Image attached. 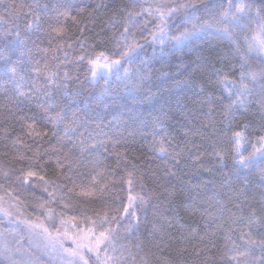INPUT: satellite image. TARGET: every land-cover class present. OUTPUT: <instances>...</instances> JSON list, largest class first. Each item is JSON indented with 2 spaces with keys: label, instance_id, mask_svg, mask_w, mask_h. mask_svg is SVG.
I'll return each instance as SVG.
<instances>
[{
  "label": "trees",
  "instance_id": "trees-1",
  "mask_svg": "<svg viewBox=\"0 0 264 264\" xmlns=\"http://www.w3.org/2000/svg\"><path fill=\"white\" fill-rule=\"evenodd\" d=\"M241 2L251 5L252 12L250 16L240 20L239 26L222 19V11L235 12L236 5ZM132 3H135L136 10H140L141 5L147 7L154 4H194L195 7L181 10L171 17L168 36H179L186 29L191 31L193 24L199 26L205 21L218 23L220 27H229L233 39L240 44L241 52L238 53L232 40L215 27L195 31L189 40L179 47H174L175 42L171 40H166L164 45H161L159 40L153 43L151 33L155 31L158 21L155 17H147L145 13V16L139 19L147 17V27L141 25L135 30V39L141 47L131 54L130 63L127 59L122 60L119 67L122 74L125 68L128 69V75H121L119 79L117 76L94 78L89 59L94 60L101 52L109 57V60L119 59L120 54L125 51L123 43H118L113 33L118 35L123 30L124 13L120 9ZM257 9H261V14L264 15V0H231V7L230 0H3V3H0V167H26L27 161L14 160L16 149L12 147V141L17 135L41 151L53 142L47 138L41 141L38 137L34 141L25 135V120L30 122V118H35L37 128L47 131L51 136L52 125L48 122L46 114L37 107L48 100L42 92L50 90L57 105L50 110V114L63 110L66 113V123H71L73 113L79 121L86 122L80 124L77 133L73 134L74 138L83 133L81 138L86 142L107 141L106 152L101 150L99 157L86 159L98 158L102 161L101 166L106 165L110 170L105 175L111 178L114 170L118 182L111 184V191L105 190L103 194L99 191V185H95V195L91 197L73 195V207L64 208L62 203H52L49 207L53 208L55 213L75 215L81 219L85 209L93 218L98 210H107L110 217L116 216L117 220L112 221L117 237L115 255L120 256L122 253L123 257L127 258L126 264H133V256L136 258L135 264H140V256L145 253H149L150 264H164V258L175 261L181 258L177 255L180 248L187 249L182 254L186 264H199L203 259V254L199 257L196 255V251L202 247L200 242L188 240L182 243L178 239L181 229L177 224V213L180 224L185 225V233L191 227H198L201 234L204 232L200 213L193 214L185 207L190 203V197H196L199 201L219 192L220 195L214 198L226 202L228 195L245 185L243 194L237 198L241 208L228 204L232 212L240 214L242 209L246 217L250 209H255L259 214L264 203V179L260 175L264 162L243 169L233 160L236 155L233 136L235 131L243 132L246 138L241 142L239 149L244 156L253 151V144L259 146L257 138L264 135V131L260 130L264 125L260 97L254 94L250 97L251 102L246 109L237 106L231 115L225 118L223 108L231 102L232 97H229L225 90V84L221 83L226 76L228 81H235L239 85L241 71H247L248 68L258 71L264 67L255 55L251 56L243 69L241 67V54L246 52L244 36L251 37L258 32L255 22ZM114 13H117L115 19L119 21L115 24L111 23ZM29 24L32 25L31 28L28 27ZM54 29L63 31L57 34ZM16 32H19L18 38ZM6 56L10 57V61L4 58ZM81 56L84 59H80ZM10 62L15 64V79L20 81L22 90L35 96L31 104L24 97L17 96L10 74H4V69ZM36 69H40V75H37ZM46 72H54L55 79L61 85L67 84V88H58L56 84L50 83ZM65 73L70 79L64 80ZM21 77L23 80H20ZM201 85L204 92L200 91ZM37 87L42 89V92H36ZM208 94L214 98L212 117L217 122L216 131L206 130L207 134L201 138L191 134L192 130L200 126L199 120L193 118V113L200 120L204 119L208 106L203 101H206ZM9 108L13 111L9 112ZM158 120L160 123H157ZM154 136L157 140L162 136L166 137L165 146L169 149L175 144L201 145V160L194 161L186 155L178 168V175L183 181H190L200 187L190 189L181 180L170 176L168 182L176 185L174 196H153L146 209L142 208L136 199L129 206V196H147L149 191L158 194L162 192L153 173H157L159 177L163 176L165 157L149 151V144ZM116 140L120 143H114ZM167 140H172L173 145H168ZM215 151L224 155L223 163L214 155ZM195 152L196 149H193L192 155H195ZM117 153L127 156L130 163L125 165L121 161L120 167H117ZM27 154L31 156L32 153ZM133 164L136 165L135 169ZM91 167H82L81 171L88 172ZM54 168L55 160L44 163V171L49 178H54ZM125 168L133 172L131 185L127 182ZM84 183L87 184L88 181L85 179ZM0 185H3L0 187V196L4 197V202L15 205L12 209L21 213L22 219L36 221L37 217H42L44 210L38 205L49 199L42 188L25 186L26 191L15 179L5 180L2 176ZM181 188H184L183 192L180 191ZM9 192L11 196L8 195ZM76 192L78 193L79 189H76ZM65 202H69L67 198ZM125 207H128L129 215L124 214ZM133 211L134 217L130 215ZM229 214L225 211L224 218ZM219 216L218 213L217 222ZM168 220L172 222L171 227L168 226ZM77 222L79 223V220ZM244 223L238 221L236 227L243 229ZM154 225L165 233V242L160 246H155L159 236L152 235ZM0 226L4 224L0 223ZM80 226L87 227L88 224L85 222ZM251 231L253 237L258 239L260 230L254 227ZM232 238L236 244L244 247L239 232L233 233ZM213 239L216 247L210 255L216 264H223L219 257L226 251L224 233H217ZM141 242L143 251L136 247ZM16 244L11 241L8 245L11 247L9 252H5L0 245V264H10L8 258L20 247ZM259 256V250L254 249L252 257L248 259H251L253 264H260ZM36 257L37 253H34V256L26 255L32 264L46 263ZM121 264H125L123 259Z\"/></svg>",
  "mask_w": 264,
  "mask_h": 264
},
{
  "label": "snow or ice",
  "instance_id": "snow-or-ice-1",
  "mask_svg": "<svg viewBox=\"0 0 264 264\" xmlns=\"http://www.w3.org/2000/svg\"><path fill=\"white\" fill-rule=\"evenodd\" d=\"M3 3V0H0ZM101 5H98L100 7ZM15 10V5L12 6ZM189 7H195L194 4H154L144 7L141 5L140 10H136L135 3L126 5L120 9L124 13L122 19V31L113 33L114 38L118 43L122 42L125 48L120 54L119 59L109 60L103 52L93 60L89 59L88 63L92 66V76L95 78L97 76V68H105L111 73L112 69L115 68L117 73V78L119 79V66L121 61L127 59V62H131V54L137 52V49L141 47L135 39V30L139 26L147 27V17H155L157 19L156 29L151 33L153 43L159 40L161 45H164L166 40L174 41V47H179L184 44L186 40L194 34L195 31H204L208 28L215 27L217 31H221L224 35L232 40L236 46L238 53L241 52L240 44L237 40L233 39L232 33L227 25L220 27L219 24H212L208 21L197 26L193 24V30L186 29L179 36L169 37L167 34L169 18L173 17L174 14H178L181 10H187ZM231 7V0H230ZM83 11V10H81ZM252 12V6L245 4L243 2L236 5L235 12H230L228 10L221 12V17L225 21H229L231 24L239 26L240 20L245 16H250ZM147 13V17L143 20L139 19L144 17ZM11 14V13H10ZM66 15V13H65ZM117 13L113 14V20L111 23L115 24L119 21L115 19ZM2 19V18H0ZM38 20V17L35 18ZM187 19V17H186ZM258 32L251 37L245 35L244 42L246 45V52L241 54V60L243 61L241 67L242 69L248 63V60L252 55L260 60V63L264 65V15L261 14V9L256 10V21ZM29 28L32 27L31 24L28 25ZM57 34H60L62 29H54ZM10 34V33H7ZM17 38L19 37V32H16ZM21 43H23L21 41ZM161 54H163V48H161ZM6 60L10 61V57H4ZM80 59H84L83 56ZM103 60V62H101ZM47 67V66H45ZM37 75H40V69L35 70ZM16 67L14 62H10L9 65L4 69V74H10L12 82L15 84V90L18 97H24L29 104L32 103L35 96L31 93H26L22 90V85L20 81L15 79L16 77ZM47 80L50 83L56 84L58 88H67V84L61 85L55 79L54 72L45 73ZM124 75H128V69H124ZM70 77L67 73L64 74V80H68ZM23 80V77L20 78ZM221 83L225 84V90L228 92L229 97H232L231 102L224 106L223 116L228 118L231 113L237 108L246 109L247 105L251 102L250 97L254 94L260 97V107L262 113H264V67H261L258 71L248 68L247 71H241L240 83L237 85L235 81H228L225 76ZM228 85H231L229 87ZM36 92H42V89L37 87ZM200 91L204 92V88L201 85ZM43 95L48 97L45 104H38L37 107L40 108L47 116L48 122L52 125V133L49 136L47 131H41L37 128V123L35 118H30L25 120L26 132L25 135L34 141L36 138H40L44 141L47 138L48 141H53L49 143L47 148L41 151L40 148H34L32 144L27 143L20 135L12 141V147L16 149V154L14 160L17 161H27L26 167L16 168H3L0 167V176L5 180L15 179L16 182L20 184L22 188L40 187L44 192L48 194L49 199L41 202L38 207L44 210V219L37 217L36 221H29L27 219L19 220V217H13V213L8 209L3 207L4 197L0 196V215H3L10 224L16 223L18 220L20 223L26 225L32 236L36 237V241L33 242L31 239L29 241L30 245L36 248H43L48 254L55 258H59L60 264H121L123 259L125 264L127 258L123 257L121 253L120 256L115 255L117 252V237L115 235L116 229L112 227V221H116V216H109L107 210H98L95 212V218L88 215V210L81 214L82 219L75 215L65 216L63 213H55V210L49 207L52 203H62L64 208L73 207L71 203L73 195H80L84 197H91L95 195L96 189L95 185H99V191L101 194L105 190L111 191L110 185L117 183L115 178L114 170H112L113 175L110 178L105 175L109 172L108 166L102 165V161L97 159H86L87 157H99L101 150L107 151L105 147L107 141L98 140L94 142H86L83 137V133L75 136L73 134L77 133V128L81 123H86L79 121L75 113H73L71 123L65 122L66 113L61 110L55 112V114H50V110L57 107L55 101L52 99V92L43 91ZM213 96L208 94L206 103L208 106V112L203 120L195 117L193 113V118L199 120V127L191 131L192 135L205 137L206 130L211 132L216 131V121L212 117V104ZM22 103L23 101H18ZM13 109L9 108V112ZM21 119H24L21 117ZM191 122V118H190ZM223 122V121H221ZM157 123H160L158 120ZM230 123V121H229ZM155 128L156 125H153ZM247 128V125H245ZM62 130V134H61ZM261 131H264V125L261 126ZM5 131H7L5 129ZM187 134V133H186ZM99 135V134H97ZM235 139V151L236 155L233 157L235 164L240 168L249 169L254 164L264 162V135L259 136L258 144H253V151L248 155L244 156L240 153V145L244 137L243 132L235 131L233 133ZM166 137L162 136L161 139L157 140L155 136L151 144H149V151L157 152L161 157H165L163 163L165 165L163 171V176L159 177L157 173H153L158 179V186L162 189L161 193H156L155 191H149L147 196L137 195L136 197L129 196V206L134 199L139 201L142 208L147 207L149 201L153 196H159L166 194L171 197L176 194V185L170 184L168 182V177H176L181 180L183 184H186L190 189L199 188V185H193L190 181H183V178L178 175V168L181 165L182 159L187 155L194 161L201 160L202 154L199 151L201 145L193 144L189 146L188 143L184 145L175 144L169 149L165 146ZM114 143H120L119 140L114 141ZM168 145H173L172 140H167ZM19 146V147H17ZM23 149V151L21 150ZM193 149H196L195 155H192ZM31 152V156L27 153ZM214 155L219 157V161L223 163L224 155L220 151H215ZM117 167H120L121 161L125 165L130 163L127 156L117 153ZM55 160L54 168V178H49L47 172L44 171V163L47 161ZM44 161V163H42ZM91 165V170L88 172L81 171V168H87ZM203 167V165H201ZM136 165L133 164V169ZM128 176L129 185L132 184L133 172L128 171L125 168ZM187 175V173H185ZM261 178L264 179V168L260 172ZM88 183L85 184L84 180ZM66 181L67 183H64ZM3 187V185H0ZM143 188L144 186L141 185ZM245 185H241L240 188L234 190L233 194L228 195L226 202H222L220 199L214 198L219 196V192H215L212 197H204L202 200H197L196 197H190V203H187L185 207L187 210L193 214L199 212L201 218L204 222V232L201 234L198 227H191L187 233H185V225L180 224L179 213H177V224L180 225V236L179 240L183 243L188 240L199 241L202 247L196 251V255L199 257L203 254V259L199 261V264H216L213 257L210 255L213 248L216 247L215 240L213 237L217 233L223 232L224 239L226 241L225 249L226 251L219 257L223 264H228V262H235V264H253L251 259L253 250H259L260 264H264V203H262L261 211L258 214L255 209H250L249 214L245 217L243 215V210L241 209L240 214L232 212L231 208H228V204H232L235 208H241V205L237 202V198L243 194ZM79 189V192H76ZM181 192L184 188L180 189ZM11 196V192L8 193ZM264 195V193H262ZM199 196V193H197ZM69 202H65V199ZM15 207V205H12ZM215 209V211H213ZM119 211V209H117ZM227 211L230 214L227 218H224L223 213ZM124 214L129 215L128 207L123 209ZM219 216V222H217V214ZM131 216H135V211H133ZM206 218V219H204ZM58 220V224H57ZM79 220V223L77 222ZM244 221V228H237V222ZM87 222V227H81V224ZM168 226H172L171 220H168ZM257 228L260 230L259 238H255L252 235V229ZM239 232L240 239L243 242L244 247L236 244L233 240V233ZM10 234L15 235L14 230H10ZM153 236L158 235L159 239L155 241V246H160L165 242V233L157 229L154 225ZM2 236V234H0ZM172 239H177L175 237H170ZM70 242V243H69ZM20 243L19 241L17 242ZM3 250L5 252L11 251L8 248L7 242L3 245ZM122 247V246H121ZM139 251H143L142 242L136 245ZM187 251L186 248L178 249L177 255L181 257L175 261H169L164 258V264H186L182 259V254ZM111 253V254H110ZM26 254L30 255L29 249L17 247L12 255L8 258L10 264H32L30 258H26ZM149 253H145L140 256V264H150L148 259ZM94 257V260H93ZM136 258L133 256L132 261L135 264Z\"/></svg>",
  "mask_w": 264,
  "mask_h": 264
},
{
  "label": "rangeland",
  "instance_id": "rangeland-1",
  "mask_svg": "<svg viewBox=\"0 0 264 264\" xmlns=\"http://www.w3.org/2000/svg\"><path fill=\"white\" fill-rule=\"evenodd\" d=\"M170 19H171V17L169 18V20ZM168 27H169V24H168ZM167 31H168V29H167ZM116 67H120V65L116 66ZM96 71H97L96 78L102 77V76L112 78L113 76H117L115 68L112 69L111 73H109V70L105 69V68H97ZM121 75H124V74H122L119 71V76H121ZM3 207L8 209L10 212H12L14 218L19 217V220H24L21 218V213L12 209V205L3 201ZM40 218L44 219V214ZM19 220L16 223L10 224L8 222V219L3 217V215H0V223L4 224V226H2V227L0 226V234H2V236H0L1 247L5 242H7V245H10L11 241H14L16 243L19 241L20 243L19 244L17 243L16 245L20 246L22 248L29 249L30 256H32V255L34 256V253H37L38 257H36V258L41 259V260H45V262H46L45 264H60L59 258H55L52 255L48 254L42 247L36 248V247H33L32 245H30V243H29L30 239L33 242H35L36 237L32 236L28 227L26 225H24L23 223H20ZM57 224H58V222H57ZM10 230H14L16 234L15 235L10 234ZM8 248L11 249L10 246H8ZM27 256H29V255H27ZM93 259H94V257H93Z\"/></svg>",
  "mask_w": 264,
  "mask_h": 264
}]
</instances>
